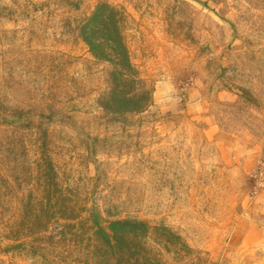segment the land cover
<instances>
[{"label":"rangeland","instance_id":"1","mask_svg":"<svg viewBox=\"0 0 264 264\" xmlns=\"http://www.w3.org/2000/svg\"><path fill=\"white\" fill-rule=\"evenodd\" d=\"M262 172L264 0H0V264H264Z\"/></svg>","mask_w":264,"mask_h":264},{"label":"trees","instance_id":"2","mask_svg":"<svg viewBox=\"0 0 264 264\" xmlns=\"http://www.w3.org/2000/svg\"><path fill=\"white\" fill-rule=\"evenodd\" d=\"M101 15V14H100ZM87 28L84 27L83 32H85L84 39L86 43L90 46L93 52H96L97 47H101L100 44H97L93 41L90 36L88 37ZM118 47L120 48L117 51V60L115 64L118 62L125 63L129 66L131 62L129 57L125 53V49L123 48V43L121 41L117 42ZM121 52V53H120ZM121 54V57H120ZM138 228H143L144 231L148 232V224L146 222H141L137 220H129V219H120L110 222L107 228L100 227L96 230V234L98 238H100V243L102 246L113 248L116 251L119 249L120 251H130L131 254H134L135 250V238L137 235Z\"/></svg>","mask_w":264,"mask_h":264},{"label":"crops","instance_id":"3","mask_svg":"<svg viewBox=\"0 0 264 264\" xmlns=\"http://www.w3.org/2000/svg\"><path fill=\"white\" fill-rule=\"evenodd\" d=\"M255 206L258 213V219L264 226V188H262L255 196Z\"/></svg>","mask_w":264,"mask_h":264},{"label":"water","instance_id":"4","mask_svg":"<svg viewBox=\"0 0 264 264\" xmlns=\"http://www.w3.org/2000/svg\"><path fill=\"white\" fill-rule=\"evenodd\" d=\"M261 230H262V233H263V237H262V244H263V246H264V228H263V229H261ZM257 250L264 252V249H263V248H261V247H259ZM257 250H256V251H257Z\"/></svg>","mask_w":264,"mask_h":264},{"label":"built area","instance_id":"5","mask_svg":"<svg viewBox=\"0 0 264 264\" xmlns=\"http://www.w3.org/2000/svg\"><path fill=\"white\" fill-rule=\"evenodd\" d=\"M260 185L262 188H264V172L261 173V182Z\"/></svg>","mask_w":264,"mask_h":264}]
</instances>
